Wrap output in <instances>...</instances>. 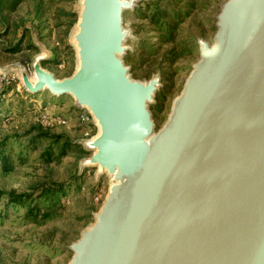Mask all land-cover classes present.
I'll return each mask as SVG.
<instances>
[{
    "label": "water",
    "instance_id": "water-1",
    "mask_svg": "<svg viewBox=\"0 0 264 264\" xmlns=\"http://www.w3.org/2000/svg\"><path fill=\"white\" fill-rule=\"evenodd\" d=\"M139 1L81 0L70 76L45 69L47 53L33 77L20 64L27 91L89 112L86 163L114 180L69 264H264V0L224 2L159 128L162 77L136 80L124 59Z\"/></svg>",
    "mask_w": 264,
    "mask_h": 264
},
{
    "label": "rangeland",
    "instance_id": "rangeland-1",
    "mask_svg": "<svg viewBox=\"0 0 264 264\" xmlns=\"http://www.w3.org/2000/svg\"><path fill=\"white\" fill-rule=\"evenodd\" d=\"M226 1L198 0L178 27L174 41L162 44L158 54L143 66L136 63L140 59L142 61L141 56H145L139 47L142 39L148 40L156 48L161 46L148 19L137 12L139 6L150 0H140L134 8L125 11L124 26L129 30V35L124 59L132 54L131 62L125 59L131 76L143 82L155 75L163 79L155 101L150 104L158 128L167 120L173 100L181 93L193 65L200 58L199 41L205 39L213 43L217 15ZM80 10L81 0H28L15 11L1 9L0 78L3 74L15 76L13 86L16 91H27L21 81L20 64L26 66L33 77L32 62L41 53L49 56L43 62V67L58 78L74 72L78 66L73 40L77 28L76 24L69 27V23L71 14H79ZM23 34V50L17 53L10 51L9 48L23 38ZM29 44L36 47L28 49ZM69 44L74 52L68 48ZM173 47L182 52V56L173 65L165 64L161 68L162 58ZM164 70L172 74L168 81L164 80ZM161 90L165 93L162 99H158ZM46 92L49 91L40 92L23 108L20 97H14L13 104L0 108V142L8 139L7 153L11 157L7 165L0 162V192L14 191L36 196L41 185L68 182L76 176L80 177L82 189L68 195L65 207L57 217L38 222L25 219L26 207H7L5 195H0V264H69L73 256L70 245L94 223L95 215L114 182L106 171L86 163L92 152L82 143L86 139L85 126L81 124L79 115L85 109L71 110L75 101L70 96H64L60 103L49 101L45 104L43 93ZM12 95L7 96V100ZM154 107H157L156 111ZM64 119L67 121L65 124L61 122ZM39 126L54 139L59 136L61 143H72L73 151L63 156L57 151L52 161L40 157V152L51 140L32 143L37 132L35 128ZM93 134H97V130Z\"/></svg>",
    "mask_w": 264,
    "mask_h": 264
},
{
    "label": "trees",
    "instance_id": "trees-1",
    "mask_svg": "<svg viewBox=\"0 0 264 264\" xmlns=\"http://www.w3.org/2000/svg\"><path fill=\"white\" fill-rule=\"evenodd\" d=\"M28 0H0V10L8 9L10 11H15L18 6L25 3ZM198 0H150L137 8L138 14L145 16L148 19L149 24L152 26L153 32L156 34V37L160 39L161 46L156 48L148 40L142 39L139 44L140 50H142L143 55L141 59L136 62L138 65L143 66L147 64L152 57L158 54L162 44H171L174 41L175 34L177 32L180 24L185 20V18L190 14V11L195 8ZM78 21V13L73 12L71 14V19L69 27H72ZM24 42L21 38L15 45L11 46L10 51L17 53L21 52L22 44ZM175 46V45H173ZM36 46L34 44H29L28 49H33ZM68 48L73 51L72 45H68ZM182 52L173 47L169 52L167 51L162 58V68L165 64L168 66L173 65L176 59L182 56ZM132 54L126 55L125 59L127 62L132 61ZM136 60V58H134ZM57 61V59H56ZM48 62H45L47 64ZM43 66L44 63H43ZM73 72L70 71V76ZM165 81H168L171 78V72L168 70L163 71ZM14 82H16L15 76L7 75L1 76L0 78V108L6 104H13L14 97H20L21 107L27 105L29 100L35 99L36 95L40 93H32L28 91H22L21 93L16 91L14 88ZM164 90H161L158 94V99H162L164 95ZM13 94V95H12ZM12 95V97L7 100V96ZM44 103L49 101L60 103L64 96H56L50 92L43 93ZM157 107H154L156 111ZM71 110L75 111L76 107L72 106ZM36 135L33 136V142L37 141H47L51 140L50 144L47 145L40 152L39 156L44 157L47 161H52L53 157L57 154V151L61 156L66 155L72 152V143L63 142L59 136L55 139L47 133L42 126L35 128ZM8 139H3L0 142V162L4 165H7L10 162V154L7 148ZM87 153V152H86ZM80 177L76 176L69 180L68 182H55L50 185H41L39 193L35 196L31 193H22L18 194L14 191L0 192V195H5V200L8 206H21L26 207L27 212L25 219L32 222H38L40 220L48 221L59 215V211L65 207V200L68 198L72 192L82 189V184L79 182Z\"/></svg>",
    "mask_w": 264,
    "mask_h": 264
},
{
    "label": "built area",
    "instance_id": "built-area-1",
    "mask_svg": "<svg viewBox=\"0 0 264 264\" xmlns=\"http://www.w3.org/2000/svg\"><path fill=\"white\" fill-rule=\"evenodd\" d=\"M63 64H59V66H62ZM80 122L85 126L84 131H85V136L86 139H90L94 134L92 133V130L89 128L90 125L93 123V118L89 114V112L84 110L83 112L80 113L79 115ZM62 123H67V121L64 119L61 121Z\"/></svg>",
    "mask_w": 264,
    "mask_h": 264
},
{
    "label": "crops",
    "instance_id": "crops-1",
    "mask_svg": "<svg viewBox=\"0 0 264 264\" xmlns=\"http://www.w3.org/2000/svg\"><path fill=\"white\" fill-rule=\"evenodd\" d=\"M72 106H74V107H76L75 106V102L73 103V105ZM76 110H78L79 111V109L76 107ZM81 111V110H80ZM91 130H92V133H94V131H96L97 130V128H96V126L92 123L91 125H90V127H89Z\"/></svg>",
    "mask_w": 264,
    "mask_h": 264
}]
</instances>
